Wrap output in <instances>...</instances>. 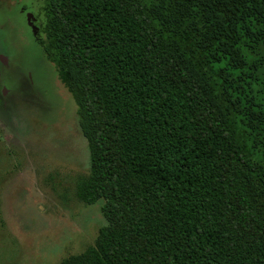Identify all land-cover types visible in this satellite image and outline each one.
<instances>
[{
  "label": "trees",
  "instance_id": "16d2710c",
  "mask_svg": "<svg viewBox=\"0 0 264 264\" xmlns=\"http://www.w3.org/2000/svg\"><path fill=\"white\" fill-rule=\"evenodd\" d=\"M29 7L106 221L61 264H264V0Z\"/></svg>",
  "mask_w": 264,
  "mask_h": 264
},
{
  "label": "rangeland",
  "instance_id": "374dc122",
  "mask_svg": "<svg viewBox=\"0 0 264 264\" xmlns=\"http://www.w3.org/2000/svg\"><path fill=\"white\" fill-rule=\"evenodd\" d=\"M39 1L0 0V264H61L106 224L102 201L76 195L90 153L72 95L36 48Z\"/></svg>",
  "mask_w": 264,
  "mask_h": 264
},
{
  "label": "flooded vegetation",
  "instance_id": "af4514ba",
  "mask_svg": "<svg viewBox=\"0 0 264 264\" xmlns=\"http://www.w3.org/2000/svg\"><path fill=\"white\" fill-rule=\"evenodd\" d=\"M34 19V25H35V27L37 28V25H36V19L35 18H33ZM37 36H38V34L36 35V38H37Z\"/></svg>",
  "mask_w": 264,
  "mask_h": 264
}]
</instances>
